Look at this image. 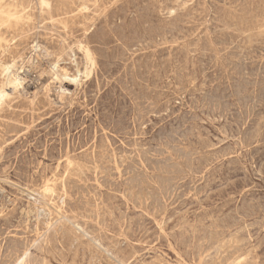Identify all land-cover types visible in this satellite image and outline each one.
Masks as SVG:
<instances>
[{"label": "rangeland", "instance_id": "obj_1", "mask_svg": "<svg viewBox=\"0 0 264 264\" xmlns=\"http://www.w3.org/2000/svg\"><path fill=\"white\" fill-rule=\"evenodd\" d=\"M0 264H264V0H0Z\"/></svg>", "mask_w": 264, "mask_h": 264}, {"label": "bare ground", "instance_id": "obj_2", "mask_svg": "<svg viewBox=\"0 0 264 264\" xmlns=\"http://www.w3.org/2000/svg\"><path fill=\"white\" fill-rule=\"evenodd\" d=\"M89 58V57H88ZM14 74V73H13ZM12 75V74H11ZM18 78V77H17Z\"/></svg>", "mask_w": 264, "mask_h": 264}]
</instances>
